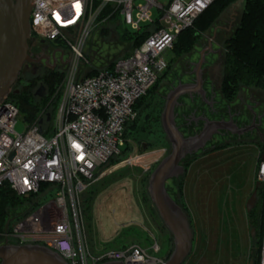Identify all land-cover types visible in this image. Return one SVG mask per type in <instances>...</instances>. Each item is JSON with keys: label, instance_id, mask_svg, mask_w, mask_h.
I'll use <instances>...</instances> for the list:
<instances>
[{"label": "built area", "instance_id": "obj_1", "mask_svg": "<svg viewBox=\"0 0 264 264\" xmlns=\"http://www.w3.org/2000/svg\"><path fill=\"white\" fill-rule=\"evenodd\" d=\"M215 1H32L35 5L29 19L31 39L59 41L68 47L71 57L60 105L54 117L46 114L49 121H43L42 113L34 124H24V131L19 134L15 131L20 118L18 108L8 100L0 104V186L8 184L20 197L37 194L44 185L56 188L55 205L61 217L43 230L26 222L23 231L14 230L7 240L17 245L45 246L67 264L165 263L166 259L151 257L138 246L91 257L80 228L76 236L73 233L67 198L73 204V221H77L74 196L85 191L97 176L110 171V160L120 155L125 144V126L137 116L135 103L166 70V54L172 50L177 36L192 27ZM117 17L133 34H145L144 41L131 55L118 59L112 70L89 75L93 67L85 56L86 42L93 32L98 33ZM261 158L255 178L262 184ZM152 250L158 252L159 247L155 245ZM258 264H264V212Z\"/></svg>", "mask_w": 264, "mask_h": 264}, {"label": "rangeland", "instance_id": "obj_2", "mask_svg": "<svg viewBox=\"0 0 264 264\" xmlns=\"http://www.w3.org/2000/svg\"><path fill=\"white\" fill-rule=\"evenodd\" d=\"M241 10V2L233 5L223 13L217 26L229 31L228 28L234 27ZM107 28L115 29L117 34L106 40H98V33L93 32L86 42L84 52L87 54L89 49L97 50L99 47L100 56L112 62L123 55L120 48H115L114 43L116 41L118 44L125 43L126 40H122L123 36L132 35V32L129 27L121 23L119 17L111 20ZM201 40V45L193 54L172 63L167 69L166 77L149 94L156 105L155 114H160L159 118H161L168 89L176 81L185 82L193 78V66L188 67L187 64L196 63L199 52L206 48L210 41L213 50L215 52L218 50V40L215 36L206 35ZM56 44L65 52H69L65 44L59 41ZM170 58L171 52H168L167 61ZM212 59L215 60L216 56ZM215 63L205 70V73H208L214 81L218 80L219 76V67ZM98 64L99 62L94 63V66H99ZM61 71L64 76L60 86L53 96L47 99V104L53 97L58 99L55 109L52 106L49 107L50 112L55 110L53 117L64 92L67 66ZM31 73L32 67L25 66L19 79L26 80L31 77ZM20 86L21 84L13 86L11 94ZM38 89L39 87L35 90ZM214 101L217 102L218 114L214 113L211 116L226 117L229 112H232L237 115L240 122L253 119L259 121V125L253 127L255 133L251 137L241 139L213 137L204 150L187 157L182 162L183 175L166 183L171 197L186 213L193 233L192 249L183 264H251L247 250L251 238L250 229L245 223V204L255 189L257 183L255 172L264 151V91L242 89L233 103L220 102L218 96ZM206 109L207 106L202 101L201 105H195L187 100L184 108L179 106L175 110L176 115L179 116L176 123L177 121L178 124L183 123L182 116L194 110L204 116L203 112ZM202 110L203 112H200ZM141 117L143 118V115ZM45 119L46 114L43 121ZM37 121L38 118L33 122H27L20 114L15 131L21 134L24 131V124L32 125ZM157 124L158 127L155 130L157 134L148 136V141L153 144L152 147L147 149L146 142L141 137L137 140L134 133L128 131L125 139V144L129 148L127 156L118 161L115 160L109 165V172L97 176L94 181L86 185L85 191L74 196L73 202L79 217L77 221H73V204L71 205V201L67 198L73 233L76 236L80 228L82 240L93 258H100L103 254L126 250L132 246H138L147 251L151 257L160 259H164L168 254L170 256L173 251L171 235L160 220L147 193V183L151 173L170 153V144L162 133L160 119ZM258 127H261L260 130L257 129ZM183 130L185 136L198 132L197 127L194 126L183 128ZM50 137L46 135V138ZM127 161L129 162L123 164ZM176 182L181 184V197L179 188L175 185ZM57 193L58 190L52 187L43 188L37 194L30 195L33 197L32 201L37 202L38 206L30 210L27 215L23 213L19 219L7 222L10 228H5V230L9 228L8 233L0 234L3 237L0 245L9 238L8 236L13 235L14 230L20 228L23 231L26 222L36 230H43L55 224L61 217V212L55 205ZM254 221H257L256 216ZM252 231L254 236L255 230L252 229L251 233ZM237 234L240 240L236 239ZM229 241L233 243V248L228 246ZM155 245L159 247L158 252L152 250ZM245 246L246 248H243Z\"/></svg>", "mask_w": 264, "mask_h": 264}, {"label": "trees", "instance_id": "obj_3", "mask_svg": "<svg viewBox=\"0 0 264 264\" xmlns=\"http://www.w3.org/2000/svg\"><path fill=\"white\" fill-rule=\"evenodd\" d=\"M239 2L242 4V10L239 18L235 21L234 27L228 28L229 31L226 28L218 27L217 25L223 13ZM114 34H117L115 29L103 27L98 32V40H106ZM206 35L215 36L219 45L215 54L209 53L207 55L206 62L203 65L204 89L207 96L214 94L216 98L217 96L219 97L220 102L229 104L237 99L242 89L264 91V0H216L195 20L192 27L182 31L177 36L170 51L171 58L168 60L166 70L159 76L146 95L135 103L134 109L137 112V116L125 126L124 140L128 131H131L137 140L141 137L146 142L147 149L152 147L153 144L148 141V136L157 134L155 130L158 127L157 123L160 119V114H155L156 105L150 99L149 94L166 77L167 69L170 68L172 63L181 60L184 56L193 54L196 48L201 45V39ZM144 38L145 34L143 33H132V35L123 36L122 40H126L125 43L118 44V41H116L114 43L115 48H120V52L123 55L112 62L108 58L100 56L99 47H97V50L89 49L88 53H85L91 63V67H93L89 75H94L101 70H112L115 62L131 55L133 50L141 45ZM95 51L98 53L93 56ZM213 56H216L215 60L212 59ZM213 61L219 67V76L216 81L212 80L208 73H205V70L214 63ZM97 62H99V66H94V63ZM187 66L192 67V63L189 62ZM63 76V71H50L38 81L31 73V77L26 80L21 81L18 79L14 86L21 84L20 88L10 94L7 100L17 106L20 114L23 115L27 122L35 121L42 113L52 116L55 110L50 112L49 107L52 106L55 109L58 99L56 100L54 97L49 104H47V99L51 98L60 86ZM40 83L46 90V95L42 98L35 95V89ZM211 90L213 93H210ZM194 103L195 105H201V101L197 98ZM142 115L143 118L141 117ZM162 133L165 136L163 130ZM128 152L129 148L124 144L120 155L110 160L109 165L113 164L115 160L118 161L126 157ZM175 185L179 188L181 197V184L176 182ZM43 188L50 187L44 185L41 189ZM168 193L170 195L169 191ZM31 196L29 198L18 196L6 183L0 186V234L8 233L10 227L7 222L19 219L23 213L27 215L30 210L38 206L37 202L32 201L33 197ZM175 202L178 204L176 200ZM263 212L264 183L257 188L254 208L246 213L245 216L251 238L248 258L252 264H258L260 258ZM254 216L257 217L256 222L254 221ZM6 227L9 228L5 230ZM252 229L255 230L254 236L251 233ZM2 239L3 237L0 235V240ZM168 256L169 254L164 259L167 260Z\"/></svg>", "mask_w": 264, "mask_h": 264}, {"label": "water", "instance_id": "obj_4", "mask_svg": "<svg viewBox=\"0 0 264 264\" xmlns=\"http://www.w3.org/2000/svg\"><path fill=\"white\" fill-rule=\"evenodd\" d=\"M33 0H0V104L11 94L23 68L35 60L29 51L30 13ZM212 42L199 52L198 61L193 66V79L190 83H178L165 96L164 108L160 122L162 130L170 144V153L161 160L151 173L147 183V193L160 220L169 232L173 242V251L164 264H183L192 249L193 233L188 217L183 209L169 195L166 183L184 174L182 162L189 156L204 150L213 136L221 131L241 136L253 130L238 129L231 121L209 120L201 115L193 116L195 123L202 122L201 130L191 136H184L176 124L175 110L179 99L188 97L192 100L197 95L207 104L204 89L203 65L207 54H215ZM44 96L42 87L35 94ZM46 120H50L47 115ZM264 160V155L261 158ZM261 185L256 183L255 189L246 201L245 211L250 212L256 204V191ZM253 235V231H252ZM0 264H67L56 252L39 244L17 245L5 240L0 245ZM102 264H123L122 262H105ZM252 264V262H251Z\"/></svg>", "mask_w": 264, "mask_h": 264}, {"label": "flooded vegetation", "instance_id": "obj_5", "mask_svg": "<svg viewBox=\"0 0 264 264\" xmlns=\"http://www.w3.org/2000/svg\"><path fill=\"white\" fill-rule=\"evenodd\" d=\"M207 46H208V44H207ZM207 46H205V47H207ZM29 51L32 54V57L35 61L30 63V64H27L26 66L32 67V74H33L34 78H36L37 80L46 76L50 71H61L63 68H65L68 65V63L70 61V57H71L69 52L68 53L65 52V50L62 49V47L58 46L56 43H51V42H47L44 40L35 41L34 39H31V41L29 43ZM99 53H100V51H99ZM191 81H192V78H189V80H187L185 82L176 81L175 84L172 85L168 89V91L171 88H173L174 86H176L179 82L180 83H190ZM38 87L43 88L44 96H45L46 90L43 87V85L40 83ZM37 91L38 90H36V92ZM36 92H35V94H36ZM210 93H213L212 90L210 91ZM196 98L198 100H200V98L197 95L193 96L192 100L190 98H188L187 96L182 97L181 99H179V106H182L184 108V105L186 106V104H187V100L194 103ZM206 99H207V104H205V105L207 106V109L204 110V112H203V110L200 112H203L204 116L207 117L209 120H217V121H221V120L229 121V120H231L237 126L238 129H247L251 126L255 127V126L259 125V121L253 120V119L251 121H248V122H240L237 115L235 113H232V112H229L226 117L223 116V117L217 118V117H214V115L211 116L214 113L218 114V112L216 111V108H217L216 103L217 102L214 101V99H215L214 94L211 96H207V93H206ZM179 106H177V107H179ZM194 111H196V110H194ZM194 111L192 113L186 115V116L185 115L182 116V119H184L183 123L178 124V121H177L176 124L182 133L184 131L183 128L184 129L190 128L191 126L197 127L198 132L201 130L203 123L202 122L195 123L193 121V114L195 115L194 117H196V116L201 115L202 113L200 114V113H198L199 111H196V112H194ZM205 111H207L208 113H206ZM176 116H177L176 120H178L179 116L178 115H176ZM260 128L261 127H258L257 129L260 130ZM254 133H255V131L251 130V131L244 133L241 136H237V135H232L228 132L221 131L219 134H217L213 137H218V136L229 137V138L238 137V139H241V138L247 137V136H250V137L254 136Z\"/></svg>", "mask_w": 264, "mask_h": 264}, {"label": "crops", "instance_id": "obj_6", "mask_svg": "<svg viewBox=\"0 0 264 264\" xmlns=\"http://www.w3.org/2000/svg\"><path fill=\"white\" fill-rule=\"evenodd\" d=\"M245 223H246V219H245ZM246 226H247V223H246ZM236 239H239V240H240V236H239L238 234H237V237H236ZM228 246H229L230 248H233V243L229 241V243H228ZM243 248H246V246H245V247H243ZM247 250H249V247H248V249H247Z\"/></svg>", "mask_w": 264, "mask_h": 264}]
</instances>
